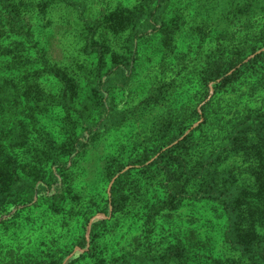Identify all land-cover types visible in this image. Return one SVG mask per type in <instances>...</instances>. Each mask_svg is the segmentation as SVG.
<instances>
[{
    "label": "rangeland",
    "instance_id": "obj_1",
    "mask_svg": "<svg viewBox=\"0 0 264 264\" xmlns=\"http://www.w3.org/2000/svg\"><path fill=\"white\" fill-rule=\"evenodd\" d=\"M74 1L76 7L66 3L49 6L36 32L38 41L46 47L47 58L80 78L82 108L84 102L88 104V95L94 98L90 94L94 86L91 74L97 65L94 56L82 51L85 36L92 35L88 28L93 26L108 65L119 60L117 53L122 60L131 59L129 42L141 31L137 19L132 22L138 26L121 37L106 24L96 27L95 20L116 8L139 10L146 1L149 8L156 2ZM166 5L163 32L137 46L129 81L117 85L112 77L109 79L111 90L106 103L111 118L107 125L89 142L88 151L77 150L73 157L61 158L66 167L56 168L62 181L57 193L63 198L40 190L33 200L23 194L0 208V264L50 259L63 260L62 264H99L127 253H160L185 244V234L191 235L189 244L201 241L204 234L217 239L223 218L216 205L183 202L175 210L155 216L158 202L163 200L158 170L151 167L142 174L132 164L143 153L152 152L154 156L156 148L164 149L173 143L179 146L180 157L188 168L201 163L203 166L206 162L202 156L220 149L234 123L251 113L264 116V0H169ZM88 17L94 21L86 24L82 18ZM145 26L143 23L141 28ZM215 61L233 63L229 74L241 68L237 81L224 89L206 83L204 75L216 66ZM43 85L51 86L53 92L59 88L51 80ZM98 108L99 105L95 109ZM84 111L88 122H92L97 111ZM74 121L57 109L49 121L35 129L31 125L26 146L14 153L21 164V181L52 184V164L59 159L52 143L65 145L75 130ZM225 154L220 155L224 162L221 167L233 168L239 182L250 187L252 179L243 172L247 158ZM119 170H129L124 201L116 213L105 217L108 190ZM31 174H36V180ZM95 219L104 222L97 227L93 242L81 251L77 244L82 237L88 238ZM194 251L198 261L195 264H200V249L195 247ZM207 255L222 264L239 260L222 241H216L215 249Z\"/></svg>",
    "mask_w": 264,
    "mask_h": 264
},
{
    "label": "trees",
    "instance_id": "obj_2",
    "mask_svg": "<svg viewBox=\"0 0 264 264\" xmlns=\"http://www.w3.org/2000/svg\"><path fill=\"white\" fill-rule=\"evenodd\" d=\"M154 1L156 4L150 8L146 1L145 6L139 7V10L138 7H121L92 19L98 21L96 27L101 28L106 24L120 37L138 26V23L132 22L133 19H137L141 26L146 23L144 29L138 26L141 31H137L129 42L127 52L132 59L137 46L141 42H149L159 37L167 23L166 2L169 0ZM57 3H66L69 7L77 6L74 0H0V208L23 194L33 200L40 194V190L47 191L49 196L63 198V195L57 193L62 181L56 168L66 167V161L61 158L69 155L71 158L77 150L83 153L88 151L91 144L89 142L94 141L95 135L100 133L111 118V109L106 103L111 90L109 79L112 77L117 85H122L129 81L133 71L131 59L123 57L122 60L116 51L119 60L108 65L103 56L105 49L93 31V26L88 28L92 35L85 36L82 51L88 56H94L97 65L91 74L94 86L90 89V94L94 98L88 95V104L84 102L81 108L80 78L51 62L46 56L44 43L42 45L37 38L38 21L49 6ZM88 19L89 17L82 18L86 24L94 21ZM128 21L131 23L128 24ZM215 64L216 66H211L204 75L205 82L212 83L215 88L228 87L237 81L242 73V69L237 68L229 74L234 67L233 63L215 61ZM50 80L58 84L56 92H53L51 86L46 88L43 85L50 83ZM88 85L90 87V82ZM98 105L100 108L97 111L95 108ZM90 108L97 111L92 122H88L86 113L83 112V109ZM57 109L75 118V130L66 139L65 145L52 143L53 149L59 154V159L52 164V169L55 170L51 174L52 184L37 181L36 174H31L36 180L33 185L28 180L23 182L19 176L21 164L14 153L26 146L31 127L35 129L36 125L49 121ZM170 145L172 146H166L164 149L156 148L154 156H157L154 160L152 152H145L132 164V167L142 171V174L151 167L158 170L163 200L158 202V211L153 214L157 216L161 212L173 211L183 202L205 201L206 204H214L223 218V225L217 231V239L204 234V239L193 240L189 244L191 235L185 234V244L171 246L160 253L146 250L127 253L109 260H101L99 264H195L198 262L194 253L195 247L200 249V264H222L219 259L210 260L211 257L207 255L215 249L216 241L224 242L236 252L239 260H233L229 264H264V116L251 113L234 123L230 127L228 140L220 149L202 156L201 160L206 162L203 166L201 163L193 169L188 168L180 157L177 148L179 146L173 143ZM226 146L229 147L222 150ZM222 153H233L247 158L243 172L249 180L252 179L250 187L239 182L233 168L221 167L224 163L221 161ZM128 173L129 170H119L115 173L103 210L105 217H110L120 209V204L124 201L123 190ZM149 177L151 175L147 176ZM57 201L59 200H55ZM103 222L102 219L93 220L88 229V238L82 237L77 244L81 251L93 242L97 227ZM62 263L63 260L50 259L15 264Z\"/></svg>",
    "mask_w": 264,
    "mask_h": 264
}]
</instances>
